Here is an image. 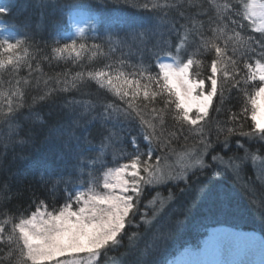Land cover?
Returning <instances> with one entry per match:
<instances>
[{
  "label": "trees",
  "instance_id": "trees-1",
  "mask_svg": "<svg viewBox=\"0 0 264 264\" xmlns=\"http://www.w3.org/2000/svg\"><path fill=\"white\" fill-rule=\"evenodd\" d=\"M153 2L164 3V0ZM250 2L251 0H187L188 4L200 5V10L211 16L228 15L235 22L231 25L214 26L219 27L220 31L213 37H205L227 51V56L220 57L223 62L218 65V94L214 97L208 115L194 126L181 124L176 120L177 110L174 105L166 108L164 101L169 99L167 93L163 97H156L152 103L145 101L142 96L144 91H152L153 86L149 85L148 77L157 76L163 57H171L179 63L192 59L194 63L190 68L191 78L205 79L208 89L210 82L207 77L211 61L217 59V54L210 47H205L203 42L197 43L192 35H188L186 42H181L178 36L170 35L161 25L158 31L162 34V40L156 41L157 47L150 54L151 71L144 73V78L141 79L140 76H128L129 68L125 66L136 63V59H130L129 54H135L137 48L143 47L141 41L137 39L131 45L106 42L110 31L119 30L110 27L109 17L114 14L112 6H101L107 4V0H5V5H10L12 9L11 14L5 18L9 22L7 28L14 32L12 42L16 39L24 42L21 51L5 52L0 48V229L3 230L0 232L3 237L0 239V261L7 264L10 246L4 240L8 236L16 237L18 229L13 231L15 225L21 218L27 219L39 206L36 197L46 203L47 210H54L52 198L41 194L42 189L31 162L41 158H50L54 162L57 160L58 143L67 119H79L81 124L87 126V134L91 138L90 155L102 159L104 166H85V163H90L85 162L73 169L67 183L57 184L56 207L62 206L66 196L80 190L99 192L109 168L131 162L126 157L134 151L133 146L124 143L109 145L104 142L103 129L107 125L96 115L105 100L115 106H122L115 88L124 87L128 90V86L123 84L124 80L137 82L131 86L132 91L140 93L134 104L143 113V119L155 127L151 146L156 151L152 153L151 159L155 158V154L166 158L167 155L199 144L202 138L214 139L217 133L223 140L227 135L225 130L235 126L231 120L232 114L238 113L245 103L249 111L243 124L244 130H249L253 123L252 105L232 87L231 71L225 77L224 70L226 67L231 68L227 63V57L232 56L231 49L237 50L233 59H239V50L245 47L248 38L260 37V33L256 31L260 24L249 11ZM226 4L235 15L224 9ZM79 9L95 14L99 22L82 37L74 38L70 24L74 13ZM195 11V8L188 9L190 16ZM148 17V13H143L136 18L147 22ZM190 31L197 33L203 29L194 21ZM29 36L34 39H29ZM68 37L76 41V51L58 53L56 48L62 47L64 43H71ZM81 45L84 46L83 49ZM173 45L178 54L172 50ZM77 52L80 53L79 56ZM9 57L12 62H9ZM17 57H20L19 61ZM255 59L253 57L249 62ZM99 71L110 73L112 85L106 80L90 77V73ZM258 76L259 73L255 81L249 80L246 85L249 95L254 96L256 88L260 86ZM158 78L163 79L162 75ZM144 85L148 87H143ZM49 91L57 94L55 103L39 99ZM66 98L75 100L76 105L73 108L64 106ZM153 108L165 109L163 128L151 111ZM117 128L122 131L130 130L129 134L132 136L143 131V126L136 119L128 122L126 127L118 124ZM137 139L141 152L146 151L147 140L143 136H137ZM236 140H241L249 151L247 154L240 151L245 163L239 177L223 178L224 184L232 192L226 204L218 201L213 194L190 213L186 212L187 200L177 199L178 189L174 186L178 183L183 188V183H169L160 191L169 186L168 193L173 192V200L154 223L146 225L145 218L150 212L144 204L155 195L151 193L153 188L146 185L136 205L135 215L131 214L129 217L130 226L125 227L120 234V245L102 255L99 264H173L174 258L185 248L197 250L204 247L211 230L221 225L256 231L264 239V215H261L264 211V178H259L256 165L249 157L264 154V144L232 136L233 151H237ZM55 166L59 171L61 164L56 163ZM64 172L67 178L68 169H64ZM92 264H97V261Z\"/></svg>",
  "mask_w": 264,
  "mask_h": 264
},
{
  "label": "snow or ice",
  "instance_id": "snow-or-ice-1",
  "mask_svg": "<svg viewBox=\"0 0 264 264\" xmlns=\"http://www.w3.org/2000/svg\"><path fill=\"white\" fill-rule=\"evenodd\" d=\"M108 4L114 10V14L109 17L110 27L119 30L110 31L106 42L131 45L133 41L139 39L143 44L142 48L136 49L135 54L131 52L129 54V58H135L136 63L125 65L129 68L128 76H140L143 79L144 73H150V54L152 49L157 47L156 41L162 40V34L158 31L161 25L170 35L178 36L181 42H186L188 35H192L197 43L203 42L205 47H210V50L217 54V59L211 61L210 74L207 77L210 82L208 89L204 87L205 79L193 80L190 78L189 69L194 61L189 58L186 63L177 64L175 67L169 63H159L157 76L149 75L148 77L149 85L153 86L152 91L143 92L142 98L148 103L154 102L156 97H163L167 93L169 99L164 103L166 108H171L174 105L177 110L176 120L181 124L197 125L208 115L213 97L218 94L216 78L218 65L223 62L220 57L227 56V51L222 50L217 43H213L212 39H205V37H213L220 31L219 27L214 28V26L231 25L235 22L230 20L228 15L211 16L209 13L201 11L200 5L188 4L187 0H164V3L153 2V0H143V2L141 0H107V4L101 6L107 7ZM190 8L196 9L191 16L188 13ZM224 9L235 15V12L229 9L227 4L224 5ZM261 9V20L264 21V5H261ZM11 12L10 5L0 6V30L9 26V22L5 18ZM143 13L149 14L147 22L136 18ZM194 21L199 23L203 31L197 33L190 31L194 26ZM98 22L97 17H86L85 26L81 27L77 24L76 30L78 33H83L85 27L88 25L94 27ZM256 31L260 33V37L250 36L248 38L245 47L239 50V59H233L237 55V50L231 49L232 56L227 57V63L231 68L226 67L224 70L225 77L229 76L231 71L232 87L247 101H250L253 123L249 130H244L243 120L247 118L249 111L245 103L238 113L232 114L231 120L235 126L225 130L227 135L223 140L217 133L214 139L206 137L199 141L196 148V159L192 165L194 170L188 173L185 169V174L179 178V182L184 185L183 188H180L178 183L174 185L178 189L177 199L185 198L187 200L186 212L190 213L194 207L213 194L221 203L226 204L229 201L232 192L224 184L223 178L226 176L239 177L245 163L244 156L240 155V151L242 150L245 154L249 151L241 140H236L237 151H233L232 136L264 144V121H261L257 115L260 107L257 99L264 93V23ZM28 38L34 39L31 36ZM23 42L20 39L12 42L11 36H5L0 38V48H3L5 52L21 51ZM75 45L76 41L71 39V43H64L62 47L55 50L58 53L75 52ZM83 47L81 45L82 49ZM172 50L177 51L178 54L175 45ZM76 54L79 56L80 53ZM253 57L256 59L249 62ZM16 59L19 61L20 57ZM9 62H12L11 57H9ZM105 67H111V65H105ZM238 69L240 70L238 71ZM243 69L247 71H243ZM257 73H259L260 86L256 88L255 95L252 96L249 95L246 85L249 80L257 79ZM89 75L92 79L106 80L109 85L113 83L109 72L99 71ZM160 75L163 79L158 78ZM117 79H121V77H117ZM136 83V81L124 80L123 84L128 86V90H125L124 87L115 88L122 106H115L105 100L96 113L107 125L103 129L102 140L104 142L109 145L124 143L133 146L134 151L126 157L131 160V163L108 169L103 183V189L106 191L95 194L90 191L70 194L66 196L62 206L56 207L57 184L67 183L73 169L85 162H90L85 163V166L94 167L97 164L104 166L102 159L90 155L91 138L87 134V126L81 124L79 119L71 117L67 119L62 138L58 143L57 160L54 162L50 158H41L31 162L37 182L42 189L41 194L52 198L54 210L47 211L46 203L36 197L39 206L31 212L27 219L21 218L15 225L13 231L18 229L16 237L8 236L4 240V243L10 246L7 264H40L41 261L52 260L53 257L64 253L79 254L84 252L99 264L102 255L120 245L122 237L119 234L126 227V221L131 223L128 220L130 213L135 215L137 201L143 191L142 184L148 186L154 182L162 184L166 179L163 173L156 174L152 166L145 163V160L151 158L152 153L156 151L151 146L155 127L143 119V113L138 111V106L134 104V100L140 97L139 91L131 90V86ZM143 87H148V85ZM56 95L55 92L49 91L39 99L55 103ZM76 103L75 100L67 98L63 101V105L68 108H73ZM145 106L147 107V104ZM11 111L10 108L9 112ZM151 111L155 113V118L160 121L163 128L165 109L153 108ZM133 119L138 120L143 126V131L137 136H143L147 140V150L144 152L140 150L137 136L130 135V130L122 131L117 128L118 124L126 127L128 122ZM56 163L61 164L59 171L55 166ZM140 164H145L144 169L140 170H147V179L140 176V170H138ZM128 168L133 170L131 175L125 171ZM64 169L69 171L67 178ZM110 177L114 179L110 181ZM167 179L169 182L173 180L172 177H167ZM33 195L35 196V192ZM74 204L77 206L75 210H73ZM41 208L45 211L41 212ZM261 215H264V211L261 212ZM2 231L0 229V232ZM0 239L3 237L0 236ZM0 264H4V262L0 261ZM52 264H65V262L55 259L52 260Z\"/></svg>",
  "mask_w": 264,
  "mask_h": 264
},
{
  "label": "rangeland",
  "instance_id": "rangeland-1",
  "mask_svg": "<svg viewBox=\"0 0 264 264\" xmlns=\"http://www.w3.org/2000/svg\"><path fill=\"white\" fill-rule=\"evenodd\" d=\"M261 5H264V0H251L250 2L251 7H249V11L251 15L259 22L260 26L262 23H264V21L261 20V11H262ZM0 6H6L5 0H0ZM253 13L255 14L253 15ZM86 17L91 18L97 16L83 9H79L77 12L74 13L72 22L70 24L73 30L74 38L82 37V35L86 33V30L93 27L92 25H88L87 27H85V31L83 33L77 32L76 25L79 24V26L84 27L86 24ZM0 36L2 38H4L5 36L14 37V32L6 28L4 30H0ZM160 63H169L172 64L173 67H175L177 64H180L177 60L171 57L161 58ZM189 73L191 78V71ZM204 87L206 88V84L204 85ZM260 100H261V96L257 99L259 106H260ZM212 103L209 106L208 112L211 108ZM261 109L262 107L260 106L257 115L261 121H264V116L262 114L263 110ZM197 146L198 144L192 145L191 147H187L186 149L179 151L176 154L167 155L166 158L160 157L158 154H155V158L153 159L149 158L151 160L149 159L145 160V163L150 164L156 174L163 173L166 177V179L162 184H156L154 182L151 186H148L153 188V191L151 193L152 194L155 193V195L147 203L144 204L146 210L147 208H149V210L147 211L150 212L149 215H147V217L145 218L146 225L154 223L158 218V216H160L161 212L167 206H169L168 204L173 200V192L168 193L169 186L163 188L161 192L160 190L162 189V187L168 185L169 183L172 184L174 182H178L179 178L185 174V169H187L188 173L194 170L192 165L194 164V161L196 159ZM249 157L250 160L256 165V168L259 173V178L263 180L264 154L260 156H249ZM130 163H126V164H130ZM144 167L145 164H140L138 166V170L144 169ZM125 171L128 175H131V172L133 170L131 168H128ZM140 176L147 179L148 177L147 170H140ZM167 177H172L173 180L169 182ZM109 179L110 181H112L114 178L110 177ZM145 186L146 184H142L143 191ZM81 191L83 190H80L79 192ZM84 191L89 192L90 190H84ZM103 191L106 190L102 188L99 192H94L93 190H91L90 192L95 194V193H102ZM143 191L137 203L140 201L143 195ZM166 192L168 194H166ZM76 207L77 206L74 204L73 210H75ZM40 211L43 212L45 211V209L41 208ZM127 226H130V224L126 221V227ZM248 254H249L250 262L252 264H264V239L261 237V235L256 231L243 230L232 226L221 225L211 230L210 235L208 236L204 244V247L197 250L191 248H185L178 256L174 258L173 264H211V262L215 258L223 259V260L224 258H230L232 260L234 259V257L237 256L246 257ZM55 259L62 260L65 262V264H92L95 261V259L88 256L86 252L79 254L64 253L61 254L60 256L52 258V260ZM52 260L41 261L40 264H52Z\"/></svg>",
  "mask_w": 264,
  "mask_h": 264
},
{
  "label": "bare ground",
  "instance_id": "bare-ground-1",
  "mask_svg": "<svg viewBox=\"0 0 264 264\" xmlns=\"http://www.w3.org/2000/svg\"><path fill=\"white\" fill-rule=\"evenodd\" d=\"M189 75H190V73H189ZM260 106L262 107L261 110H263L262 114L264 116V93L261 94ZM211 264H252V263L250 262V258H249V254H248L246 257L245 256H237V257H234V259H232V260L230 258H224V260L215 258L211 262Z\"/></svg>",
  "mask_w": 264,
  "mask_h": 264
}]
</instances>
